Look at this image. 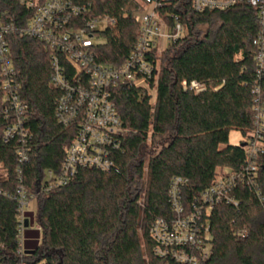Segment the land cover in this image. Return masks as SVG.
<instances>
[{"label": "trees", "instance_id": "obj_1", "mask_svg": "<svg viewBox=\"0 0 264 264\" xmlns=\"http://www.w3.org/2000/svg\"><path fill=\"white\" fill-rule=\"evenodd\" d=\"M44 0H39L43 2ZM92 15L107 13L116 23L101 34L100 61L120 64L140 31L143 0H74ZM169 24L175 17L187 33L160 54L156 100L130 84L112 99L124 134L110 171L79 168L64 185L45 190L48 171L59 174L76 129L56 117L59 90L50 83L51 53L38 39L7 35L19 95L31 129L28 161L22 164L30 199L36 196L39 243L25 242L26 264H178L155 252L150 229L157 218L172 219L169 189L175 176L187 179V208L226 174L247 163L245 144L257 129V106L264 109V71L256 60L261 29L258 9L241 2L226 10L198 12L192 0H174L161 8ZM35 13L20 0H0V14L17 27ZM173 15V16H171ZM162 65V66H161ZM4 76L0 70V166L7 177L0 187L16 194L20 139H6L12 120L5 115ZM197 81L206 90L186 89ZM260 88V93L256 89ZM259 99V100H258ZM258 100V101H257ZM245 139L230 144V133ZM264 142V133H262ZM238 205L222 202L209 215L211 253L204 264H264V153L257 175L232 191ZM18 203L0 195V262L18 264ZM247 231L242 238L240 233Z\"/></svg>", "mask_w": 264, "mask_h": 264}, {"label": "built area", "instance_id": "obj_2", "mask_svg": "<svg viewBox=\"0 0 264 264\" xmlns=\"http://www.w3.org/2000/svg\"><path fill=\"white\" fill-rule=\"evenodd\" d=\"M174 0H143V9L138 13L140 31L129 56L120 64H111L97 58L96 46L102 41L101 32L116 23L107 13L92 15L89 7L78 5L74 0H20L35 13L23 27L8 22L0 14V70L4 76L5 115L12 123L5 131L6 139L18 137L21 142L17 168L19 182L16 194L3 190L0 195L14 198L18 203V264L25 263L24 233L31 227L32 216L38 212L36 196L30 199L23 180L22 164L28 161L27 145L31 129L26 126V106L23 103L16 80L7 35L19 32L43 42L51 53V86L60 91L56 117L59 123L76 129L62 170L59 174L48 171L51 180L45 190L69 183L79 168L89 167L110 171L115 165L114 152L121 148V136L125 132L113 91L121 84L142 88L148 93L151 103L158 90V67L160 54L168 44L183 37L187 28L175 17L172 26L161 8ZM247 2L258 9L261 29L258 34L256 60L264 71V0H192L198 12L226 10L238 3ZM173 16V15H171ZM96 38L99 39L96 41ZM186 89L195 92L206 90L197 81H183ZM260 93V88L256 89ZM259 100V99H258ZM257 100V101H258ZM257 129L245 144L247 163L239 170H228L215 183L204 190L201 196L187 208L183 201V187L187 179L175 176L169 189L172 219L157 218L150 233L156 242L155 252L161 257H172L178 264H204L211 253L212 230L209 215L222 202L238 205L232 196L239 181L257 175L260 155L264 153V109L257 106ZM28 212V213H27ZM28 220V226H26ZM39 224L38 230L41 231ZM242 231V238L247 236ZM0 264H4L0 262Z\"/></svg>", "mask_w": 264, "mask_h": 264}, {"label": "rangeland", "instance_id": "obj_3", "mask_svg": "<svg viewBox=\"0 0 264 264\" xmlns=\"http://www.w3.org/2000/svg\"><path fill=\"white\" fill-rule=\"evenodd\" d=\"M98 40L99 39L96 38V41H98ZM102 40H104V39H102ZM160 64H163L161 62V59L159 60L158 73H159V70H160ZM244 139H245V137H244V135L242 134L241 131L232 130L231 133H230L229 143L230 144H239ZM6 177H7L6 171L0 166V180H4ZM30 215L32 216L31 227L27 228L25 230L24 239H25V242H27V241L28 242H32V244L35 245V244L39 243V241H40L41 232L38 230L39 222H38V220L36 218L35 213H34V215H33V213H28L27 214V216H30ZM25 249H27L26 246H25Z\"/></svg>", "mask_w": 264, "mask_h": 264}, {"label": "water", "instance_id": "obj_4", "mask_svg": "<svg viewBox=\"0 0 264 264\" xmlns=\"http://www.w3.org/2000/svg\"><path fill=\"white\" fill-rule=\"evenodd\" d=\"M25 225L28 226V220H26V224ZM26 252H27V254L33 253V252H30V251H26Z\"/></svg>", "mask_w": 264, "mask_h": 264}]
</instances>
